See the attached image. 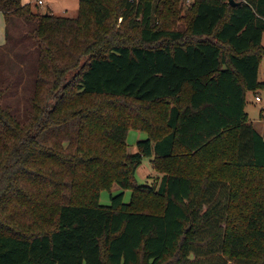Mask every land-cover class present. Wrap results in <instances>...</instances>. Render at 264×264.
<instances>
[{"label": "trees", "instance_id": "16d2710c", "mask_svg": "<svg viewBox=\"0 0 264 264\" xmlns=\"http://www.w3.org/2000/svg\"><path fill=\"white\" fill-rule=\"evenodd\" d=\"M183 1L0 0V264H264V0Z\"/></svg>", "mask_w": 264, "mask_h": 264}, {"label": "rangeland", "instance_id": "374dc122", "mask_svg": "<svg viewBox=\"0 0 264 264\" xmlns=\"http://www.w3.org/2000/svg\"><path fill=\"white\" fill-rule=\"evenodd\" d=\"M79 0H43V4H38L37 1L32 2L33 8L35 11L40 13H46L48 10H53L54 14L57 16L75 18L79 13ZM192 0H184L183 4L186 7ZM69 8L68 13H61V10H64V6ZM57 6V7H56ZM60 8V9H59ZM256 129L259 131H263L261 128L264 126H260L255 123L254 125ZM147 134L138 130H130L128 133V150L131 154L137 153L138 143L140 141L146 140ZM153 157L145 158L143 164L138 168L135 179L138 184L142 185H152L155 188H158L160 181L162 179L163 173L153 168ZM120 193H125V202L129 203L131 201L132 192L130 190H123L120 186L115 185L112 191L104 190L101 192L100 203L103 205H111L112 197L119 195ZM210 248L214 250H219V242H214L209 245ZM221 254L219 252L214 253L213 255L206 256L204 258L205 262L216 263V264H226L224 259H222ZM194 259V256H192ZM229 264V263H228Z\"/></svg>", "mask_w": 264, "mask_h": 264}, {"label": "crops", "instance_id": "0c3cea01", "mask_svg": "<svg viewBox=\"0 0 264 264\" xmlns=\"http://www.w3.org/2000/svg\"><path fill=\"white\" fill-rule=\"evenodd\" d=\"M35 1L38 2L39 0H22L23 4H32V2ZM78 2L80 5V0ZM59 11H61V13L63 14L68 13L69 8L65 5L64 10L60 9ZM51 12L54 14L53 10ZM5 25H6L5 16L0 11V46L5 43ZM263 45H264V36H263ZM258 78L261 82H264V59L259 68ZM257 97H260L261 100L257 101L256 99ZM245 111L248 114L249 120L253 123V125L257 123L260 126H264V90H258L255 92L250 91L247 93ZM261 129L263 131L259 130V132L264 137V128Z\"/></svg>", "mask_w": 264, "mask_h": 264}, {"label": "built area", "instance_id": "2783aa9c", "mask_svg": "<svg viewBox=\"0 0 264 264\" xmlns=\"http://www.w3.org/2000/svg\"><path fill=\"white\" fill-rule=\"evenodd\" d=\"M38 4H40V5L43 4V1L42 0H39L38 1ZM256 99H257V101H260L261 100L260 97H257Z\"/></svg>", "mask_w": 264, "mask_h": 264}, {"label": "water", "instance_id": "95a60500", "mask_svg": "<svg viewBox=\"0 0 264 264\" xmlns=\"http://www.w3.org/2000/svg\"><path fill=\"white\" fill-rule=\"evenodd\" d=\"M231 3H232V4H235V2H234L233 0H231Z\"/></svg>", "mask_w": 264, "mask_h": 264}]
</instances>
